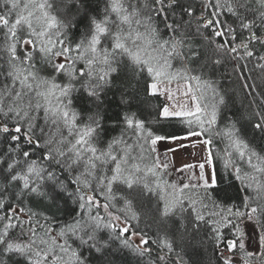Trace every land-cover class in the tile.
<instances>
[{"label":"snow or ice","instance_id":"snow-or-ice-1","mask_svg":"<svg viewBox=\"0 0 264 264\" xmlns=\"http://www.w3.org/2000/svg\"><path fill=\"white\" fill-rule=\"evenodd\" d=\"M103 3L75 39L81 0H0V264H112L124 250L189 264L206 241L217 264H264V146L213 79L226 62L264 69V0ZM109 92L123 111L107 137ZM161 119L181 134H156ZM217 162L235 199L218 198Z\"/></svg>","mask_w":264,"mask_h":264},{"label":"trees","instance_id":"trees-1","mask_svg":"<svg viewBox=\"0 0 264 264\" xmlns=\"http://www.w3.org/2000/svg\"><path fill=\"white\" fill-rule=\"evenodd\" d=\"M56 3L59 7V0H56ZM81 3L83 7L76 17L75 26L71 33L75 39L80 38L89 23L90 17L97 16L102 12L104 7L103 0H81ZM203 56H208L211 59L217 58L211 49L202 53ZM241 64L240 71H234V64L232 62H226L222 66H217L213 79L217 81L218 87L225 93L228 99L226 114L240 120V127L243 133L253 143L264 146V137L258 131L252 129L247 119L251 113L259 110L257 105L264 106V69L256 66L257 60L255 57L251 60L242 61ZM245 83L250 86L248 89L243 88ZM254 100L255 103H253ZM162 101L163 98H157L152 100L151 103L156 105L162 103ZM75 106L80 110H85L89 107L86 98L80 96L75 100ZM122 111L119 105V93L114 95L113 92H109L104 113L107 137L119 133L120 128L115 127V125L118 123ZM252 123H255V120ZM152 127L158 135L168 133L181 134L174 124L163 119ZM216 167L218 174L224 177L225 181L221 184V188L225 192L221 193L218 198H224L226 194L227 197L235 199L240 188L239 182L233 180L229 183V177L223 169L222 163L217 162ZM213 248L214 245L206 241L203 245L197 246L195 251L187 249V255L184 256V259L188 260L189 264H217ZM177 251H180V249L178 248ZM108 259L112 261V264H144V261H141L127 250L113 252L108 256ZM93 264H106V261L103 258H98L93 260Z\"/></svg>","mask_w":264,"mask_h":264},{"label":"rangeland","instance_id":"rangeland-1","mask_svg":"<svg viewBox=\"0 0 264 264\" xmlns=\"http://www.w3.org/2000/svg\"><path fill=\"white\" fill-rule=\"evenodd\" d=\"M168 143H169L168 141H162V142H160L159 145H158L159 150L161 152H163L164 151V148L167 146ZM188 151H191V149H189ZM183 157H184V154L183 153L177 154V156H176V166L177 167L181 163V160L183 159ZM248 234H249V236L252 235V228L251 227L248 228ZM249 247L250 248L252 247V241L251 240H249Z\"/></svg>","mask_w":264,"mask_h":264}]
</instances>
